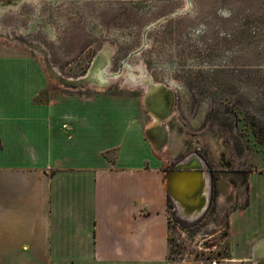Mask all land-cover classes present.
Wrapping results in <instances>:
<instances>
[{
	"label": "rangeland",
	"instance_id": "1",
	"mask_svg": "<svg viewBox=\"0 0 264 264\" xmlns=\"http://www.w3.org/2000/svg\"><path fill=\"white\" fill-rule=\"evenodd\" d=\"M0 39L34 54L63 91L127 96L149 128L144 85L171 87L161 123L179 139L178 160L201 159L209 201L187 218L170 200V259L227 255L230 212L246 199L237 188L264 163V0H0Z\"/></svg>",
	"mask_w": 264,
	"mask_h": 264
},
{
	"label": "crops",
	"instance_id": "2",
	"mask_svg": "<svg viewBox=\"0 0 264 264\" xmlns=\"http://www.w3.org/2000/svg\"><path fill=\"white\" fill-rule=\"evenodd\" d=\"M147 130L142 105L63 91L0 39V264H175L166 176L188 156L174 129L159 147ZM246 180L228 256L202 264H264V163Z\"/></svg>",
	"mask_w": 264,
	"mask_h": 264
},
{
	"label": "bare ground",
	"instance_id": "3",
	"mask_svg": "<svg viewBox=\"0 0 264 264\" xmlns=\"http://www.w3.org/2000/svg\"><path fill=\"white\" fill-rule=\"evenodd\" d=\"M68 80H73V79L69 78ZM150 83L151 82H149V84ZM144 86L146 88L145 90H147L146 95L144 97V102L146 104L147 109L149 110L150 114L153 117V122L151 124V127L150 128L148 127L147 135L149 139L151 140V142L154 144V146L159 147L161 140L164 141L162 139L161 131H160L161 122L166 117H168L170 115V112L172 111L174 94H173L172 88L165 85V83L163 84L161 82L160 83L155 82L153 85H148V86L144 85ZM164 98L167 100L168 105ZM176 165L192 166V168L194 169H199L200 167L202 168L204 167L201 159H199L196 156H191L188 160L179 162ZM171 170L175 171L174 168L170 169L167 173L166 179ZM195 176L196 177L194 178L196 179H191V177L185 178L181 176L180 173L173 172L171 176L169 177V179H167L166 181V187L171 192L173 198L176 197L177 199L181 201L180 203L179 201L174 199L176 203L178 202L177 204L179 207L178 209H179L180 215L185 216L187 218H193V217L198 216L197 214L198 211L196 210H202L203 208H205V206L207 205V200H208V191H209V180L208 179L209 178H208L207 172H205L203 168V172H200L199 174H196ZM199 181H200V187L195 192V189L199 185ZM225 184L227 185L228 183L226 182ZM228 189H229V184L227 185V188L225 187V190H228ZM189 212L193 213V215L192 216L189 215Z\"/></svg>",
	"mask_w": 264,
	"mask_h": 264
},
{
	"label": "water",
	"instance_id": "4",
	"mask_svg": "<svg viewBox=\"0 0 264 264\" xmlns=\"http://www.w3.org/2000/svg\"><path fill=\"white\" fill-rule=\"evenodd\" d=\"M204 168V167H203ZM203 168L202 167H200L199 169H194V168H192V166H187V165H185V166H181V165H176L175 167H174V170L175 171H173V170H171L170 172H169V175H168V177H167V179H169V177L171 176V174L173 173V172H177V173H180L181 174V176H183V177H191V179H196V178H194V177H196L195 175L196 174H199L200 172H203ZM205 171V170H204ZM167 179H166V181H167ZM199 187H200V181H199V185L197 186V188L195 189V192L199 189ZM167 191L169 192V194L172 196V194H171V192L169 191V189L167 188ZM173 197V196H172ZM173 199H175V200H177V201H179L180 203H181V201L179 200V199H177L176 197L175 198H173ZM208 201H209V198H208V200H207V205H208ZM178 203V202H177ZM176 203V204H177ZM207 205L205 206V208L207 207ZM177 206H178V204H177ZM179 208V207H178ZM205 208H203L202 210H196V211H198L197 212V214H198V216L203 212V210H205ZM179 210V209H178ZM189 215H193V213H190L189 212ZM198 216H196V217H198ZM196 217H193V218H196Z\"/></svg>",
	"mask_w": 264,
	"mask_h": 264
},
{
	"label": "trees",
	"instance_id": "5",
	"mask_svg": "<svg viewBox=\"0 0 264 264\" xmlns=\"http://www.w3.org/2000/svg\"><path fill=\"white\" fill-rule=\"evenodd\" d=\"M170 203H171V202L169 201V204H170ZM168 208H169V207H168ZM171 240H172V239H171V237H170V252H169V258H171L172 253L176 251V248H175V247H176V245H177L176 243H172ZM228 254H229V252H227V255H225L224 258L227 257Z\"/></svg>",
	"mask_w": 264,
	"mask_h": 264
},
{
	"label": "flooded vegetation",
	"instance_id": "6",
	"mask_svg": "<svg viewBox=\"0 0 264 264\" xmlns=\"http://www.w3.org/2000/svg\"><path fill=\"white\" fill-rule=\"evenodd\" d=\"M165 99V98H164ZM166 100V99H165ZM166 103H167V105H168V102H167V100H166ZM164 105V104H163ZM220 185H221V190L223 191V193H225L227 190H225V187L227 188V185L225 184L226 182L224 181H220ZM228 183V182H227ZM223 186V187H222ZM227 194H228V192H227ZM228 195H230V194H228Z\"/></svg>",
	"mask_w": 264,
	"mask_h": 264
}]
</instances>
